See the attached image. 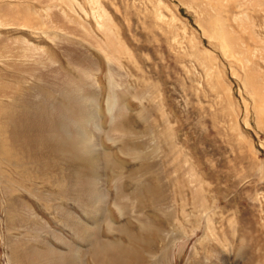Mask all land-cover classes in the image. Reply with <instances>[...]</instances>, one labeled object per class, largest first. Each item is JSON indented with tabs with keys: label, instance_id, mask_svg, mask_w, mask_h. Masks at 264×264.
Wrapping results in <instances>:
<instances>
[{
	"label": "rangeland",
	"instance_id": "rangeland-1",
	"mask_svg": "<svg viewBox=\"0 0 264 264\" xmlns=\"http://www.w3.org/2000/svg\"><path fill=\"white\" fill-rule=\"evenodd\" d=\"M263 99L264 0H0V264H264Z\"/></svg>",
	"mask_w": 264,
	"mask_h": 264
},
{
	"label": "bare ground",
	"instance_id": "bare-ground-1",
	"mask_svg": "<svg viewBox=\"0 0 264 264\" xmlns=\"http://www.w3.org/2000/svg\"><path fill=\"white\" fill-rule=\"evenodd\" d=\"M217 25H219V23L217 24ZM111 84V88H110V90H109V93H108V98H107V109H108V111H109V113H110V115H111V119L113 120V118L115 117V115H114V113H115V103H116V101H115V96H114V85L112 84V82H110ZM261 90H262V88H261ZM259 96H260V98L261 97H263V95L261 94V93H259L258 94ZM262 100V99H261ZM264 100V99H263ZM86 111V110H85ZM85 113V112H84ZM83 113V117H85L86 115L85 114H87V113H85L84 114ZM96 118V117H95ZM93 119H94V117H93ZM72 149L74 148V147H71ZM56 151H58L59 153H61V154H64V155H69V156H71L72 158H78V160H82L83 161V154H82V152H81V150H78L77 148L76 149H73V150H71L70 148H69V145H64V147L63 146H61L59 149H57ZM95 159H96V156L94 155V157H92V156H90V157H88V159H86V160H84L83 162H88V165H89V167L90 166H92L93 164H94V162H95ZM94 168V167H93ZM127 231V230H126ZM168 235H170V234H168ZM117 245H114V244H110V245H105L104 247H103V251L101 252V254L102 253H104V252H106V253H108L109 255L110 254H112L113 252V250L115 249V247H116ZM118 247V246H117ZM104 255V254H103ZM106 255V254H105ZM159 257V256H158ZM158 257H156L155 256V258H154V260H157L158 259Z\"/></svg>",
	"mask_w": 264,
	"mask_h": 264
}]
</instances>
